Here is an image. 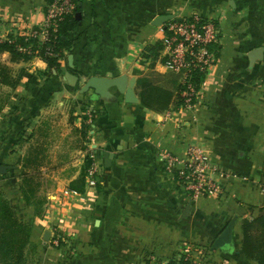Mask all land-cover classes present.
Returning a JSON list of instances; mask_svg holds the SVG:
<instances>
[{"label": "crops", "instance_id": "obj_1", "mask_svg": "<svg viewBox=\"0 0 264 264\" xmlns=\"http://www.w3.org/2000/svg\"><path fill=\"white\" fill-rule=\"evenodd\" d=\"M82 1L80 25L70 35L75 47L60 73L45 78L39 73L47 65L39 57L13 62L0 52V165L8 167L0 185H6L19 216L32 227L38 264L163 259L161 245L215 239L233 217L237 255L221 250L216 255L256 264L240 247L242 221L264 214V57L253 66L247 57L264 47V0ZM49 2L0 0V41L41 25ZM165 15L223 18L213 44L216 61L203 74L195 104L159 112L140 104L136 85L140 78L162 76L158 85L175 89L177 78L162 62L165 50L154 61L143 56L146 47L163 43L169 21H154ZM2 68L17 70L6 75V85ZM25 73L35 75L37 84H28ZM121 75L137 102H126L115 87L106 98L82 90L90 77ZM85 116L86 123L96 117L86 139ZM190 145L199 146L216 168L210 174L216 190L195 202L178 190L159 158L166 152L182 160ZM88 148L101 169L95 189L81 181ZM24 178L32 181L38 206L23 201ZM58 234L79 251L71 261L50 245Z\"/></svg>", "mask_w": 264, "mask_h": 264}, {"label": "trees", "instance_id": "obj_2", "mask_svg": "<svg viewBox=\"0 0 264 264\" xmlns=\"http://www.w3.org/2000/svg\"><path fill=\"white\" fill-rule=\"evenodd\" d=\"M73 2L75 4L73 13L62 16L56 23L55 30L51 29L49 31V36L45 42L41 43L37 38H27L24 35L16 38L11 36L6 41H0V52L9 53L13 62L20 60L29 61L33 57H39L47 65L46 70L39 73L45 78L50 77L53 71L57 74L60 73L61 62L66 59L67 54L73 53L75 47V40L70 35L80 25V21L75 19V14L81 12L83 1L73 0ZM215 24L218 25L217 22ZM212 47L210 49L213 51L214 46L212 45ZM161 48L160 43L148 46L144 50L143 56L154 61L158 58ZM21 49L31 50V53ZM162 62L165 61L163 60ZM172 74L177 78L172 82L175 89L158 85L159 79H162V76H158L157 79L155 77L138 79L136 92L143 107L159 112L185 108V97L183 95L186 90L185 85L181 82L179 75ZM24 76L28 79V84H37L35 75L25 73ZM5 80L8 81L6 75ZM178 80H180L179 83ZM203 80V73L197 70L191 72L189 81L194 86L196 92H199ZM195 101L196 98H193L192 105L195 104ZM95 118L91 119V123H86L87 116L84 117V123L82 124V137L84 139H86L90 128L93 126ZM91 163L92 160L87 157L81 181L85 180V170ZM99 184L100 177L98 178L97 185ZM34 190L32 181L24 178L22 181L23 201L29 205L33 203L32 199H35V206H38L40 201L35 197ZM31 229V225L19 216L12 200L0 185V264H38L36 258L30 260ZM210 246H207L206 250L204 249L206 252L205 258L201 259L200 264H235L231 258H228L227 254L223 255L220 253L219 256L216 255V251L210 250ZM35 252L36 250L32 246V254L35 255ZM240 252L247 260L256 264H264V214L251 220L245 219L242 221ZM228 255L234 257L237 254L232 251Z\"/></svg>", "mask_w": 264, "mask_h": 264}, {"label": "built area", "instance_id": "obj_3", "mask_svg": "<svg viewBox=\"0 0 264 264\" xmlns=\"http://www.w3.org/2000/svg\"><path fill=\"white\" fill-rule=\"evenodd\" d=\"M75 4L73 0H54L47 5L45 19L41 25L25 34L27 38H37L41 43L45 42L49 36V31L56 28V23L65 14L73 13ZM215 20L200 18L194 15L188 18H175L169 21L165 27V37L163 46L165 50L163 65L171 73L180 76V80L185 85V108L192 106L193 98L198 97L199 92L189 81L191 72L197 70L204 75L207 74L215 64V56L210 49L217 42L218 25ZM28 53L31 50L21 49ZM88 157L92 160L91 165L86 169L85 181L88 187H95L98 183V164L94 159V151L91 149ZM159 158L162 161L165 171L171 175L181 191L191 201H198L203 195L216 190L210 174L216 171L214 165L208 160L203 150L196 145H190L186 149L184 159L180 160L174 155L161 152ZM72 195H78L74 190ZM63 235L58 234L52 243L58 246ZM203 250V248H200ZM76 251V250H73ZM179 263L191 264L189 257L179 259ZM201 261V260H200ZM195 262L196 264H200ZM193 262V264H195ZM161 264H170L167 263Z\"/></svg>", "mask_w": 264, "mask_h": 264}, {"label": "water", "instance_id": "obj_4", "mask_svg": "<svg viewBox=\"0 0 264 264\" xmlns=\"http://www.w3.org/2000/svg\"><path fill=\"white\" fill-rule=\"evenodd\" d=\"M232 4V3H231ZM82 18V13L78 12L75 14V19L80 21ZM173 19L171 16L165 15L157 17L154 21L155 25H162L165 22ZM247 57L250 66H253L256 61L262 60L264 57V47H257L252 49L247 53ZM69 63L72 66V56H69ZM69 81H77V77L66 74ZM115 87L119 93L124 95L126 102H137L133 87L127 88V77L121 75L113 78L106 77H90L83 85V91L92 90L98 98H106L109 96V89ZM106 159L105 164L109 165L111 157L107 153L104 154ZM8 171V167L5 165H0V175H5ZM188 209V208H187ZM236 223V217H233L231 221L225 226L221 233L214 239L211 245V250H221L225 253H231L234 251L233 234L234 227Z\"/></svg>", "mask_w": 264, "mask_h": 264}, {"label": "rangeland", "instance_id": "obj_5", "mask_svg": "<svg viewBox=\"0 0 264 264\" xmlns=\"http://www.w3.org/2000/svg\"><path fill=\"white\" fill-rule=\"evenodd\" d=\"M198 17L203 18L200 15ZM222 18H223L222 16H219V17H216V18H214L212 20H215V21H217L218 24L220 23V25H222L221 24ZM220 25H218L219 26V34L221 33L220 32L221 31V26ZM159 43L161 44V47H162L161 50L164 49L162 41L159 42ZM161 50L159 52V55H161ZM159 55H158V57H159ZM9 69H11V68H9ZM9 69H7V68H2L1 69V76L3 77L2 78V84L3 85H6L5 75L14 74L15 73L14 71H17L16 69H11V70H9ZM2 90L3 91H9L8 89L3 88L1 86V91ZM2 96H3V92H2ZM86 143L88 144V141ZM89 149H91V148L87 149L86 158L88 157V154L90 153ZM91 150H93V149H91ZM98 167H99V169H98V172H97V176L99 177V172L101 170L100 169V164L98 165ZM4 179H6V178H4ZM174 184H176L175 181H174ZM1 186H2V188L4 190V192H6V194H7L9 192V189H8V192H7V187H5L6 185L1 184ZM93 189H95V187ZM178 190L183 195L186 196V194L183 191H181L180 189H178ZM32 202H33V204H35L36 203L35 199H32ZM198 239L199 238H195V237H193L191 239V241H183V240H179L178 239V241H176L175 244H169L170 245L169 248H168V245H161V246H163V250H165V255H166L165 258L156 259L157 256H153V257H150L149 259L145 258V259L139 261L138 264H161V263H167L168 261L170 262V264H182V263H179L180 261H178V260L181 259V258L183 259L184 257H189L191 259V264H193V262L195 263L196 261L199 262L202 258H205V253H206L205 250L207 249L206 247L209 246V245H212L211 243L213 242L212 240H214V239L212 237L209 238V239H206L207 241L206 240H200V239L198 240ZM52 241H51L50 245L52 247H55L57 249H60V250L64 251V253H65L64 255L67 257V259L69 261H71L72 260L71 258H73L75 255H77L79 253V251L76 250L77 248L74 245H71L70 241L67 238H64V236H63L62 240H60V243H59L58 246H55L52 243ZM29 248H30L29 251L31 250V252H30V257L31 258H30V260L33 259V258L35 259V255L32 254V246L30 245ZM200 248H203V250H201ZM210 248H211V246H210ZM73 250H76V251H73ZM166 250H167V252H166ZM28 255H29V253H28ZM188 264H190V263H188Z\"/></svg>", "mask_w": 264, "mask_h": 264}]
</instances>
